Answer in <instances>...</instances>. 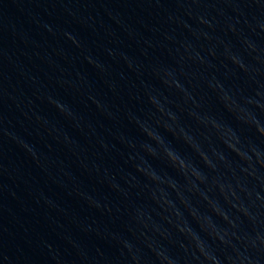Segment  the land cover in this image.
<instances>
[{"label":"water","instance_id":"1","mask_svg":"<svg viewBox=\"0 0 264 264\" xmlns=\"http://www.w3.org/2000/svg\"><path fill=\"white\" fill-rule=\"evenodd\" d=\"M0 264H264V0H0Z\"/></svg>","mask_w":264,"mask_h":264}]
</instances>
